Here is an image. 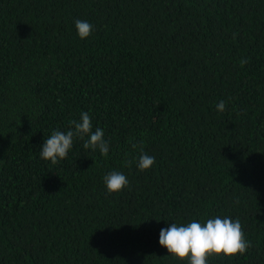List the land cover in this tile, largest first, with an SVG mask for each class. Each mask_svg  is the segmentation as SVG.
<instances>
[{"label": "trees", "instance_id": "obj_1", "mask_svg": "<svg viewBox=\"0 0 264 264\" xmlns=\"http://www.w3.org/2000/svg\"><path fill=\"white\" fill-rule=\"evenodd\" d=\"M82 112L108 155L42 160ZM215 217L251 247L207 264H264V0H0V264H188L160 230Z\"/></svg>", "mask_w": 264, "mask_h": 264}, {"label": "clouds", "instance_id": "obj_2", "mask_svg": "<svg viewBox=\"0 0 264 264\" xmlns=\"http://www.w3.org/2000/svg\"><path fill=\"white\" fill-rule=\"evenodd\" d=\"M75 28L79 38H88L93 30L90 22L77 19ZM235 38V34H233ZM247 60H242L241 64H246ZM225 102L221 100L217 105V111L225 110ZM70 129L67 132L54 130L50 137L44 140L40 148V158L57 164L65 159L73 147L74 137L84 139L83 148L99 150L100 154L107 156L109 153V143L104 139V131L96 128L93 131L92 121L87 112L80 114V120H72ZM133 150L139 147L141 155L137 161L140 171L150 169L155 164V157L143 151V142L130 141ZM127 163V162H126ZM104 184L109 194L119 193L129 185L128 178L120 171H110L104 177ZM238 202V201H237ZM159 245L167 249L177 259H187L188 264H207L210 254L226 257H235L237 254L243 255L251 247L250 242L245 238L242 224L239 218L235 220L230 217H215L201 223L197 220L184 225L170 223L168 227L162 228L159 232Z\"/></svg>", "mask_w": 264, "mask_h": 264}]
</instances>
